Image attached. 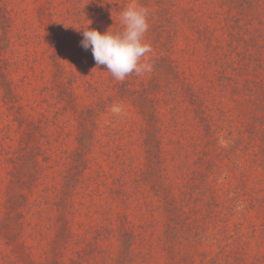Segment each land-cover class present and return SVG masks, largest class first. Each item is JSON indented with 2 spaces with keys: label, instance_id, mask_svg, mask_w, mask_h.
Returning a JSON list of instances; mask_svg holds the SVG:
<instances>
[{
  "label": "rangeland",
  "instance_id": "obj_1",
  "mask_svg": "<svg viewBox=\"0 0 264 264\" xmlns=\"http://www.w3.org/2000/svg\"><path fill=\"white\" fill-rule=\"evenodd\" d=\"M0 264H264V0H0Z\"/></svg>",
  "mask_w": 264,
  "mask_h": 264
},
{
  "label": "clouds",
  "instance_id": "obj_2",
  "mask_svg": "<svg viewBox=\"0 0 264 264\" xmlns=\"http://www.w3.org/2000/svg\"><path fill=\"white\" fill-rule=\"evenodd\" d=\"M149 12L135 5L126 7L120 13L122 31L100 32L96 29L83 30L81 46L91 49L97 67L104 66L114 79L123 81L132 73L137 76L152 71L146 62L153 49L145 40L149 30Z\"/></svg>",
  "mask_w": 264,
  "mask_h": 264
},
{
  "label": "trees",
  "instance_id": "obj_3",
  "mask_svg": "<svg viewBox=\"0 0 264 264\" xmlns=\"http://www.w3.org/2000/svg\"><path fill=\"white\" fill-rule=\"evenodd\" d=\"M151 153V152H150Z\"/></svg>",
  "mask_w": 264,
  "mask_h": 264
}]
</instances>
